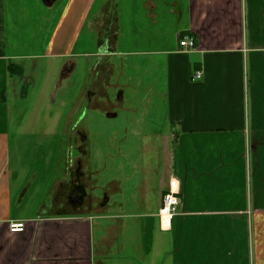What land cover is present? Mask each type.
Returning a JSON list of instances; mask_svg holds the SVG:
<instances>
[{
  "label": "crops",
  "instance_id": "0c3cea01",
  "mask_svg": "<svg viewBox=\"0 0 264 264\" xmlns=\"http://www.w3.org/2000/svg\"><path fill=\"white\" fill-rule=\"evenodd\" d=\"M56 4L59 12L45 15ZM33 22L37 30L53 24L42 56L21 51L24 41H8V27ZM85 26L96 62H121L91 67V104L103 108L116 100L109 92H121L119 104L129 99L133 112L122 128L107 127L105 139L155 132L169 148L152 198L142 173L128 183L135 172L129 168L127 177L107 163V200L98 213L68 208L66 164L62 177L51 178L52 167L19 156L28 148L19 145L20 122L8 104L21 94L22 60L52 56L60 59V78L67 76L71 61L61 60ZM184 36L194 39L193 49L179 47ZM104 73L117 81L107 84L108 97L95 91ZM160 120L161 129L152 126ZM57 143L52 156L61 151ZM170 178L178 181L179 204L163 230L158 211ZM6 221L26 228L10 232ZM0 223V264H264V0H0Z\"/></svg>",
  "mask_w": 264,
  "mask_h": 264
},
{
  "label": "rangeland",
  "instance_id": "374dc122",
  "mask_svg": "<svg viewBox=\"0 0 264 264\" xmlns=\"http://www.w3.org/2000/svg\"><path fill=\"white\" fill-rule=\"evenodd\" d=\"M58 5L56 4L50 10L44 8L45 15L50 13V15L55 16L59 12V9L56 11ZM38 13L39 11L31 12V20L37 18ZM26 24L18 25V27L16 25L13 29L8 27V41L9 43L12 41H24V46L19 45L21 51L42 56L45 53L46 40H48L53 24L51 26L45 24L39 30L34 27L35 22L29 23V27ZM86 29L91 32L90 27L85 26L82 35L77 38L72 47V54L61 60L72 62V72L71 70L68 72L71 65L70 62L62 74V76L67 75L66 77L60 78L59 76L62 68V66L59 69L57 68L61 63L60 59L51 56L34 60H22L25 63V69L23 66L22 68L26 72L23 80L18 82L21 85V94L9 100L8 104L12 118L17 120L18 117L20 122V125L18 124V135L23 140L19 141V145L23 143L28 148V152L22 149L19 156L22 155L23 157L26 155L23 158L28 160L27 163L30 166L36 168L41 166L52 167L50 168L51 172H57H54L50 176L51 178L55 176L62 177L66 164L69 170V177L66 183L70 182L74 177L73 171L75 170L76 160L78 158L81 159L83 161L82 168L89 175V177L85 178V182H87L86 188L90 193L92 191L94 203L93 208H88L85 211L98 213L104 211L106 205L104 203V206H101L99 202L102 200L103 191L106 192L107 190L105 173L107 171V163L109 167L112 166V163L115 166L119 165L121 168L119 166L116 168L118 170L123 169V173L127 177L129 168L133 173L135 172L132 178L127 181L128 183L137 181L135 180L137 173L139 175L142 173V179L151 186L149 198H152L153 192L151 193L150 190L165 175L163 172L165 168L167 169L169 148L166 147L167 144L162 138L155 137V132L144 133V131H137L133 132V134H127L124 131H120L114 135V141L105 139L107 127L122 128L123 120H126L127 116L133 115V112L129 107V99H124L125 102L122 103V106L119 103H115V99L114 101L109 100L108 103L104 102L103 108H97L98 110L95 112L86 108L85 85L90 82L92 77L91 67H95V70L98 67H121L120 61L99 59L96 62V55L91 53L96 49V45L95 42H91V36L89 37V34L86 35ZM11 35H13V38ZM85 53L88 55H85ZM137 61L145 66L152 64L149 59L144 61L137 59ZM126 62H131V60ZM112 73L113 71L109 74ZM142 73L141 71L140 75L143 79ZM104 74L100 77L99 86L95 88V91L97 90L98 94L108 97L107 89L109 88L107 84L113 85L117 81L114 75L110 76L112 78L110 81L106 73ZM55 76L60 80L57 87L58 79L56 80ZM109 94L111 97L114 95L116 98L117 96V92L115 94L109 92ZM95 99H101V97L96 96ZM133 100L139 101L137 94L133 97ZM113 111L117 113V117L108 119L105 113ZM161 122L160 120L156 122L157 125L154 123L152 126L161 129ZM134 125L137 124L134 123ZM76 128H79L82 134L86 136L84 140L80 139L79 134L75 131ZM57 138L59 139L62 153L60 151L59 154L55 153L52 156V151L56 150L58 145ZM31 173H35L33 168ZM122 175V173L119 175L120 181L124 179ZM144 225L142 223V229H146L145 232L149 231V225H146V228H144ZM148 237V234L144 235V244L148 242Z\"/></svg>",
  "mask_w": 264,
  "mask_h": 264
},
{
  "label": "built area",
  "instance_id": "2783aa9c",
  "mask_svg": "<svg viewBox=\"0 0 264 264\" xmlns=\"http://www.w3.org/2000/svg\"><path fill=\"white\" fill-rule=\"evenodd\" d=\"M179 47L185 50H190L195 47V41L192 37L184 36L179 39ZM201 78V74L197 72L194 80ZM179 186L178 181L170 178L168 190L162 196V203L158 211L159 226L163 230H169L172 224V219L176 214L177 206L179 204ZM10 232L21 233L25 230L26 224L24 221H6L4 222ZM2 223H0L1 228Z\"/></svg>",
  "mask_w": 264,
  "mask_h": 264
},
{
  "label": "flooded vegetation",
  "instance_id": "af4514ba",
  "mask_svg": "<svg viewBox=\"0 0 264 264\" xmlns=\"http://www.w3.org/2000/svg\"><path fill=\"white\" fill-rule=\"evenodd\" d=\"M90 92L89 93L87 92V95H86L87 100L86 101L90 105L89 107H91V109L97 110V108L91 104L92 93H90ZM119 94H121V96H122L121 92H117L115 103H121L122 102V97L121 98L118 97ZM107 113H116V112L113 111V112H107ZM75 131L79 134V137L81 140L83 137L86 138V136L82 134V132L80 131L79 128H76ZM82 167H83V161L78 158L75 162V170L73 171L74 177L72 178V180L70 182L67 183V189L63 193V196L65 198V203L67 204V206L70 210L85 211L86 209L91 208L94 205L93 198H92L93 193H92V191L90 193L86 188L87 182H85V178L89 177V175H88V173H86L83 170ZM79 186H81L85 189V195L82 198L81 203H79V201H78V199H79L78 196L80 195V193L78 192L77 188H79ZM106 200H107V193L105 191H103L102 200L99 202V204L103 205L106 202Z\"/></svg>",
  "mask_w": 264,
  "mask_h": 264
},
{
  "label": "water",
  "instance_id": "95a60500",
  "mask_svg": "<svg viewBox=\"0 0 264 264\" xmlns=\"http://www.w3.org/2000/svg\"><path fill=\"white\" fill-rule=\"evenodd\" d=\"M53 1L54 0H43V3L45 5H48L49 6V5L52 4ZM118 97L121 98V94H119ZM115 116H116V113H106V117L112 118V117H115ZM84 139L85 138L83 137L82 140H84ZM79 188H77L78 189V192L80 193V195L78 196V198H79L78 201H79V203H81L82 198L85 195V189L83 187H81V186H79Z\"/></svg>",
  "mask_w": 264,
  "mask_h": 264
},
{
  "label": "trees",
  "instance_id": "16d2710c",
  "mask_svg": "<svg viewBox=\"0 0 264 264\" xmlns=\"http://www.w3.org/2000/svg\"><path fill=\"white\" fill-rule=\"evenodd\" d=\"M8 69L10 70V71H12V72H16L17 73V75H21L22 74V71H21V69H20V67H18V66H14V65H9L8 66ZM13 74V73H12Z\"/></svg>",
  "mask_w": 264,
  "mask_h": 264
}]
</instances>
